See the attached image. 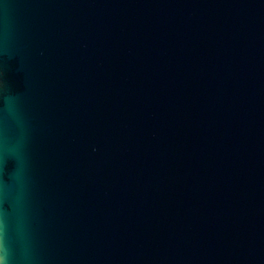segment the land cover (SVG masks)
Returning a JSON list of instances; mask_svg holds the SVG:
<instances>
[{
	"label": "water",
	"instance_id": "obj_1",
	"mask_svg": "<svg viewBox=\"0 0 264 264\" xmlns=\"http://www.w3.org/2000/svg\"><path fill=\"white\" fill-rule=\"evenodd\" d=\"M0 264H264V0H0Z\"/></svg>",
	"mask_w": 264,
	"mask_h": 264
}]
</instances>
